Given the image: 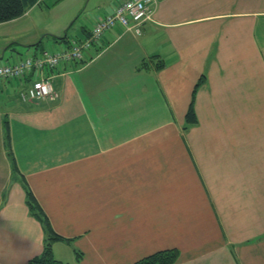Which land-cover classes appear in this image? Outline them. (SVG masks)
<instances>
[{"label":"crops","instance_id":"1","mask_svg":"<svg viewBox=\"0 0 264 264\" xmlns=\"http://www.w3.org/2000/svg\"><path fill=\"white\" fill-rule=\"evenodd\" d=\"M62 1L1 23L23 26L0 36V56L80 41L120 0H77L61 23L36 21ZM84 56L45 69L56 100L0 85V264L44 249L28 187L72 238L54 244L81 252L73 264L172 247L175 264H264V0H157L139 32L117 25Z\"/></svg>","mask_w":264,"mask_h":264},{"label":"built area","instance_id":"2","mask_svg":"<svg viewBox=\"0 0 264 264\" xmlns=\"http://www.w3.org/2000/svg\"><path fill=\"white\" fill-rule=\"evenodd\" d=\"M157 0H120L114 11L95 20L90 33L84 39L71 40L56 49H31L27 53H17L13 61L0 58V85L14 82L19 86V98L23 101L54 98L55 75L46 74L45 69H55L62 63H83L84 51L101 44L106 31L117 25L129 31H140L142 24L153 16ZM26 84L30 76H34Z\"/></svg>","mask_w":264,"mask_h":264},{"label":"trees","instance_id":"3","mask_svg":"<svg viewBox=\"0 0 264 264\" xmlns=\"http://www.w3.org/2000/svg\"><path fill=\"white\" fill-rule=\"evenodd\" d=\"M39 0H0V24L4 22H8L19 18L25 14V12L38 3ZM67 38V35L59 38L58 40L62 41ZM70 40L66 44H69ZM161 63V62H160ZM145 64V63H144ZM163 65V64H160ZM144 66V65H143ZM202 79L196 84L193 92L192 101L188 112L185 115V125L184 128H189L190 126L198 123V118L195 112V95L198 87L200 86V82ZM7 139L9 140V130L7 127ZM13 160L14 172H19L16 161ZM27 197L28 203L30 206L32 214L43 224L45 231V242L44 249L42 253L36 257H33L29 260L28 264H70L68 262H64L61 259L57 258L53 251V244L56 241H65L72 242V238L65 237L55 231L53 228L51 221L47 215V213L43 210L38 200L31 192L30 188L27 189ZM77 253V261L81 259V252L76 250ZM180 256V250L177 247L161 249L156 252H153L147 256H144L138 260H136L133 264H175Z\"/></svg>","mask_w":264,"mask_h":264},{"label":"rangeland","instance_id":"4","mask_svg":"<svg viewBox=\"0 0 264 264\" xmlns=\"http://www.w3.org/2000/svg\"><path fill=\"white\" fill-rule=\"evenodd\" d=\"M76 6H77V0H65V1L59 2V4H57L55 6L50 5L49 8L46 7L45 5L42 7L39 6L34 11L33 16H35V19L38 23H40V22H48V23L55 22V24H57V23H61V21L58 19H61L64 15H65L64 20H65V17L67 18V15H68V18H69V16L71 17L77 10ZM84 9L86 11L84 10L83 13H85L87 11H92L90 5H86V7ZM74 20H76V19H74ZM147 21L148 20H146V22ZM73 22H75V21H73ZM19 25L23 26V23L16 22V23L5 25V26H0V36H3V34H6L7 32L13 31ZM143 25H144V23L142 24V26ZM1 41H3V39H1ZM24 52H26V51L23 49V51H19L18 53L23 54ZM0 54H2L1 51H0ZM13 55H14V53L12 54V51L9 48L6 51V55H5L3 60L11 61ZM58 97H59V93L54 95V98H47V99L56 100V99H58ZM47 99H39V100H47ZM53 247L55 250L56 257L63 258L65 263L68 262L70 264H73L74 257H77V253H76V250L74 249L72 244L68 245L65 242H61L60 244H54Z\"/></svg>","mask_w":264,"mask_h":264}]
</instances>
